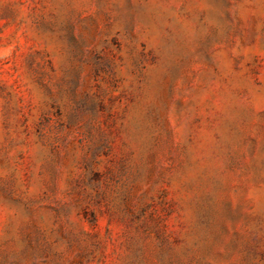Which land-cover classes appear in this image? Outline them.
<instances>
[{
  "label": "rangeland",
  "instance_id": "1",
  "mask_svg": "<svg viewBox=\"0 0 264 264\" xmlns=\"http://www.w3.org/2000/svg\"><path fill=\"white\" fill-rule=\"evenodd\" d=\"M0 264H264V0H0Z\"/></svg>",
  "mask_w": 264,
  "mask_h": 264
}]
</instances>
